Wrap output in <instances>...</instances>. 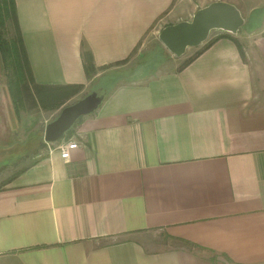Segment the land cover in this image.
Returning a JSON list of instances; mask_svg holds the SVG:
<instances>
[{"label":"crops","instance_id":"1","mask_svg":"<svg viewBox=\"0 0 264 264\" xmlns=\"http://www.w3.org/2000/svg\"><path fill=\"white\" fill-rule=\"evenodd\" d=\"M212 1L13 0L32 80L73 89L57 109L105 95L68 160L56 109L20 124L40 151L0 185V264H264V0H223L241 50L219 31L181 66L152 37Z\"/></svg>","mask_w":264,"mask_h":264},{"label":"rangeland","instance_id":"2","mask_svg":"<svg viewBox=\"0 0 264 264\" xmlns=\"http://www.w3.org/2000/svg\"><path fill=\"white\" fill-rule=\"evenodd\" d=\"M11 3L7 0L5 6L2 5L0 8V185L20 167L33 160L40 151L32 145L35 136H30V140L23 137L25 130L20 129V124L27 125L31 115L39 120L45 117L54 118L53 110L55 112L56 109L58 113L57 107L63 102L61 100L69 98V94L73 91V89L56 86L42 85L36 88L30 78L29 65L15 28ZM242 27L245 32V25ZM219 31L221 30H212L206 41L214 38ZM152 37H156L154 40L159 42L158 35L154 33ZM206 41L196 48H188L179 58L181 65ZM110 81L111 77H107L104 84ZM93 90H97V86ZM9 92L13 94V98L17 99L15 108ZM75 101L77 100L74 99L67 105ZM41 135L43 136L42 133Z\"/></svg>","mask_w":264,"mask_h":264},{"label":"water","instance_id":"3","mask_svg":"<svg viewBox=\"0 0 264 264\" xmlns=\"http://www.w3.org/2000/svg\"><path fill=\"white\" fill-rule=\"evenodd\" d=\"M245 23L240 10L232 3L217 0L198 8L189 20L165 25L158 39L174 56L181 57L188 48H196L205 42L212 30L237 34ZM104 92L92 90L77 101L65 105L58 115L44 128L43 140L54 143L62 139L76 121L101 105Z\"/></svg>","mask_w":264,"mask_h":264},{"label":"trees","instance_id":"4","mask_svg":"<svg viewBox=\"0 0 264 264\" xmlns=\"http://www.w3.org/2000/svg\"><path fill=\"white\" fill-rule=\"evenodd\" d=\"M12 3H11V6H12V10H13V18H14V21H15V17H14V6H13V0H10ZM7 3V0H0V8H1V6L3 5V6H5V4ZM15 25H16V22H15ZM16 28V27H15ZM18 32V31H17ZM19 35V34H18ZM224 36H227V37H230L231 39H233V41L235 42V44H237V47H239V50H241V46H240V44L236 41V39L235 38H233L232 37V35L230 34V33H224L223 34ZM20 38V37H19ZM209 44V40L208 41H206V43L203 45V47H206L207 45ZM201 50L202 49H199L192 57H190L189 59H187L184 63H183V65H181V66H186L188 63H190L200 52H201ZM25 58H26V56H25ZM82 58H83V66H84V69H85V72L87 73V74H90V73H93L94 71H95V67H94V64H93V60H92V57H91V55L87 52V53H83L82 54ZM27 60V59H26ZM28 62V61H27ZM29 65V64H28ZM29 73H30V69H29ZM30 78H31V75H30ZM31 80H32V78H31ZM32 82L36 85V88L37 87H40V86H42V85H38V84H36L33 80H32ZM8 88V87H7ZM58 88H65V87H58ZM8 91H9V89H8ZM100 92H103V91H100ZM9 95H10V98H12L11 99V101H12V104H13V107L15 108V106H16V103H17V99H15V98H13V94H10V92H9ZM14 104H15V106H14ZM80 119V118H79ZM78 119V120H79ZM71 130V129H70ZM69 130V131H70ZM69 131H67L66 132V134L63 136V137H65L66 135H68V133H69ZM62 137V138H63Z\"/></svg>","mask_w":264,"mask_h":264},{"label":"built area","instance_id":"5","mask_svg":"<svg viewBox=\"0 0 264 264\" xmlns=\"http://www.w3.org/2000/svg\"><path fill=\"white\" fill-rule=\"evenodd\" d=\"M77 148V143L72 138H62L57 144L60 157L64 160L70 158V153L73 149Z\"/></svg>","mask_w":264,"mask_h":264},{"label":"bare ground","instance_id":"6","mask_svg":"<svg viewBox=\"0 0 264 264\" xmlns=\"http://www.w3.org/2000/svg\"><path fill=\"white\" fill-rule=\"evenodd\" d=\"M200 46V45H199Z\"/></svg>","mask_w":264,"mask_h":264}]
</instances>
